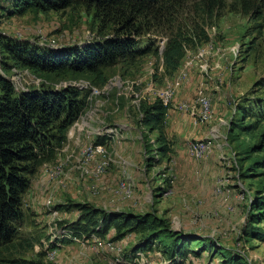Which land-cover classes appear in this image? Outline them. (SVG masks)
<instances>
[{"label": "rangeland", "instance_id": "rangeland-1", "mask_svg": "<svg viewBox=\"0 0 264 264\" xmlns=\"http://www.w3.org/2000/svg\"><path fill=\"white\" fill-rule=\"evenodd\" d=\"M189 18L200 21L189 9H182L177 21L185 26ZM257 23L262 25L261 35L254 29ZM203 29L206 38L186 48L174 71L165 70L160 57L149 54L107 68L106 82L99 87L80 74L44 78L14 69L8 75L20 89L42 83L89 89L88 104L70 126L56 159L40 166L32 177L23 196L21 232L51 236L54 223L60 229V223L76 218L74 210L60 209L51 215L49 202L54 207L87 203L115 212H152L168 219L173 230L201 237L190 247L206 250L199 256L187 254L180 264H230L220 253L215 255L223 248L239 257V264H264V219L251 223L248 216L249 199L264 194V168L255 163L264 157V120L244 116L242 111L255 108L264 98V19L257 22L226 9ZM0 33L53 49L81 46L101 35L99 22L83 7L30 9L22 15L0 9ZM142 37L153 38L158 49L167 39L154 31ZM184 70L187 76L174 92L165 120L171 151L162 155L157 150V133L139 123L138 106L167 89ZM200 87L213 111L203 122L193 114ZM97 136L106 137L103 153L89 151ZM196 140L207 143L199 157L190 153V143ZM37 186H41V200L34 194ZM112 236L104 238L120 247L124 256L137 240L135 234L117 241ZM74 246L69 252L60 253L57 248L55 255L41 256L43 247L35 244L21 257L42 264H111L110 253L94 249L90 239ZM162 261L168 259L156 251L142 253L135 264Z\"/></svg>", "mask_w": 264, "mask_h": 264}, {"label": "trees", "instance_id": "trees-1", "mask_svg": "<svg viewBox=\"0 0 264 264\" xmlns=\"http://www.w3.org/2000/svg\"><path fill=\"white\" fill-rule=\"evenodd\" d=\"M77 7H83L99 22L100 37L87 44L53 49L0 33V264H42L21 257L35 244L43 247L42 240L45 244L41 256L75 238L88 240L107 234L113 235L112 241L135 234L136 243L126 254L132 259L138 253L159 251L170 264L184 263L187 254L199 256L206 250L190 247L201 237L173 230L168 219L152 212L134 214L87 203H66L55 208L77 211V216L71 222L60 223L59 234L21 232L25 223L23 196L32 177L40 166L56 159L70 126L88 104L89 89L73 85L56 88L45 83L20 89L8 75L14 69H26L44 78L80 74L99 87L106 82L107 68L119 62L133 63L149 54L160 57L165 70L174 71L186 48L206 38L203 26L208 21L219 18L226 9L262 21L264 0H0V9L17 15L30 9L49 12ZM182 9L195 11L200 21L189 18L182 26L177 21ZM254 29L261 35L260 23ZM147 31L167 37L163 48L158 49L151 37L142 39ZM256 103L253 109H242L243 115L264 120V98ZM168 110L169 105L158 96L138 106L139 123L157 133V150L162 155L171 151L164 130ZM105 139L97 136L94 145L106 144ZM255 163L264 168V157ZM249 208L250 222H261L264 194L251 197ZM216 253L227 263H240L228 249Z\"/></svg>", "mask_w": 264, "mask_h": 264}, {"label": "built area", "instance_id": "built-area-1", "mask_svg": "<svg viewBox=\"0 0 264 264\" xmlns=\"http://www.w3.org/2000/svg\"><path fill=\"white\" fill-rule=\"evenodd\" d=\"M187 76L186 71L180 72V74L168 85L167 89H164L161 91L157 96L160 97L162 102L166 105L171 106V101L174 92L181 86L182 82L184 81L185 77ZM194 103L198 106L197 112L192 113L196 114L195 117L199 121L203 122L208 119H210L213 116V111L210 107V101L206 94L204 93L203 89L200 87L198 88L196 95H195V101ZM182 107H185L184 105ZM188 108V107H187ZM187 108L182 110H187ZM207 143L204 140H196L192 143H190V153L195 156L199 157L201 154L206 150ZM89 151H94L97 153H103L104 147L102 145H95L89 149ZM102 165H105V162H102ZM51 207V215H57L58 210L54 207V205H50V202L47 203ZM54 226V235L59 234L60 229L57 226V223L53 224ZM74 241L83 243L84 240H80L75 238ZM91 245H94V249H97L98 251H107L114 256L111 259V264H119L122 262V255L123 251L120 247H116L115 244L111 243V241L105 240V238H93ZM48 256H53L56 254L55 249L48 250L46 253ZM140 256H142V253H138L137 257H135L134 261L136 263L137 259H140ZM168 262V261H167ZM166 261H162L160 264H167Z\"/></svg>", "mask_w": 264, "mask_h": 264}, {"label": "crops", "instance_id": "crops-1", "mask_svg": "<svg viewBox=\"0 0 264 264\" xmlns=\"http://www.w3.org/2000/svg\"><path fill=\"white\" fill-rule=\"evenodd\" d=\"M41 184V183H40ZM39 188L41 189V186H37L36 188H35V192H34V194H35V196H36V198H37V200L39 199V200H41V195H42V190H40L39 191ZM39 213V211H37V214ZM48 222V224H49V221H47ZM59 224V223H58ZM60 226V225H59ZM90 242H92V239H90ZM79 244V245H81V242H77V241H71V242H69V243H66V244H64V245H62V246H60V248H58V251L61 253V252H69L70 251V249H72L73 247H75L74 245L75 244ZM83 246V245H82ZM82 246H79V247H82ZM75 249V248H74ZM129 252V251H128ZM105 253H110V252H107V251H105ZM127 254V253H126ZM110 255H111V259H112V257L114 256V254H112V253H110ZM128 258V259H127ZM111 259H110V261L109 262H111ZM129 259H131L130 257H128V256H124V252H123V255H122V262L120 263V264H124V263H128L129 261ZM134 264H135V262H133ZM133 263H131V264H133Z\"/></svg>", "mask_w": 264, "mask_h": 264}]
</instances>
